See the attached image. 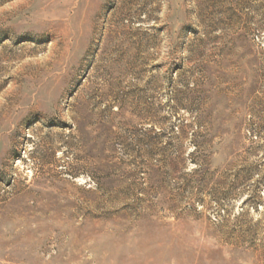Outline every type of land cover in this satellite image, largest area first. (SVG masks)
<instances>
[{
    "label": "rangeland",
    "instance_id": "rangeland-1",
    "mask_svg": "<svg viewBox=\"0 0 264 264\" xmlns=\"http://www.w3.org/2000/svg\"><path fill=\"white\" fill-rule=\"evenodd\" d=\"M0 264H264V0H0Z\"/></svg>",
    "mask_w": 264,
    "mask_h": 264
}]
</instances>
